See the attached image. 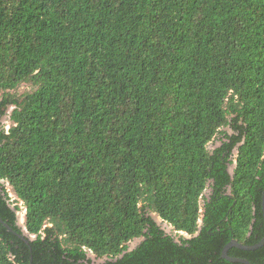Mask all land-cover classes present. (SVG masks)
Instances as JSON below:
<instances>
[{"label":"trees","instance_id":"16d2710c","mask_svg":"<svg viewBox=\"0 0 264 264\" xmlns=\"http://www.w3.org/2000/svg\"><path fill=\"white\" fill-rule=\"evenodd\" d=\"M0 142V264H242L222 251L264 238V0H0Z\"/></svg>","mask_w":264,"mask_h":264},{"label":"water","instance_id":"95a60500","mask_svg":"<svg viewBox=\"0 0 264 264\" xmlns=\"http://www.w3.org/2000/svg\"><path fill=\"white\" fill-rule=\"evenodd\" d=\"M6 117L8 118V116H6ZM0 146H1V142H0ZM261 207H262V214H263V218H264V191H263V195H262ZM19 214H20V211L17 212V219H19ZM25 214H26V212H25ZM25 214H24V217H25ZM154 221H156V220L154 219ZM0 223L3 224V226L5 228L11 230L10 227L7 224H5L1 219H0ZM19 226H21V225H19ZM22 227H24V226H22ZM24 233H26L25 232V228H24ZM140 242H141L140 239H134L133 242L129 244V250L128 251L134 250L137 247V245L140 244ZM263 246H264V238L261 240V242L259 244H257L256 246H252V247H246V246H243L242 244L238 243L237 241H231L229 244H227L225 246V248L223 250V253H222V257L224 259L230 261V262L242 263V264H250L248 261H244V260H240V259H236V260L229 259L227 257L228 251L230 249H232V248H236V249L243 250V251H254V250H257V249H259V248H261ZM92 258L94 259V256H92Z\"/></svg>","mask_w":264,"mask_h":264},{"label":"rangeland","instance_id":"374dc122","mask_svg":"<svg viewBox=\"0 0 264 264\" xmlns=\"http://www.w3.org/2000/svg\"><path fill=\"white\" fill-rule=\"evenodd\" d=\"M24 90H28V89L26 87H22L21 91H24ZM11 110L12 109L9 108V110L7 112V115H9ZM2 121L6 125L7 128L10 126V122H9V119L7 117L3 118ZM208 148H209V150H212L214 147H213V145L210 144ZM7 188H8V191H9V194H10L11 198L13 200H15L16 197H15L13 191L11 190V188L9 186H7ZM20 206L22 207V204H20ZM24 214H25V209L22 207L21 211H20V214H19V219H18V224L21 225V226H24V222H25ZM152 217L159 223L161 228H163L167 233H170V231H171L170 227H168L165 223H163L158 215L152 214Z\"/></svg>","mask_w":264,"mask_h":264},{"label":"flooded vegetation","instance_id":"af4514ba","mask_svg":"<svg viewBox=\"0 0 264 264\" xmlns=\"http://www.w3.org/2000/svg\"><path fill=\"white\" fill-rule=\"evenodd\" d=\"M234 168H235V166H232L231 169H230V171H231V170L233 171ZM232 171H231V172H232ZM207 194H209V190H206V191H205V195H207ZM160 219H161V218H160ZM202 219H203V216L201 217V219H200L199 222H198L200 226L202 225ZM161 220H162V219H161ZM155 222H156L157 225L160 227V229H162L166 234H172V235H174V236L176 235L175 233L173 234V232H172V230H173L172 227H171L170 225H168L166 222H163V221H162V222L165 223L168 227H170V230H171L170 233H167L163 228H161V226L159 225V223H158L157 221H155ZM178 235H184L185 237H187L185 234H182V233H181V234L179 233ZM233 241H235V240H233ZM232 249H233V248H232ZM235 249H236V248H235ZM223 250H224V249H223ZM230 250H231V249H230ZM230 250H229V251H230ZM229 251H228V252H229ZM222 253H223V251H222ZM227 257H228L229 259H232V258H230V257L228 256V253H227ZM222 258H223V257H222ZM223 259H224V258H223ZM225 260H226V259H225ZM232 260H236V259H232Z\"/></svg>","mask_w":264,"mask_h":264}]
</instances>
